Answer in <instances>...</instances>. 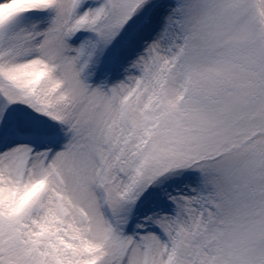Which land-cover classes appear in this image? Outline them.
Returning <instances> with one entry per match:
<instances>
[{
	"label": "snow or ice",
	"instance_id": "6c2138e0",
	"mask_svg": "<svg viewBox=\"0 0 264 264\" xmlns=\"http://www.w3.org/2000/svg\"><path fill=\"white\" fill-rule=\"evenodd\" d=\"M0 264H264V0H0Z\"/></svg>",
	"mask_w": 264,
	"mask_h": 264
}]
</instances>
